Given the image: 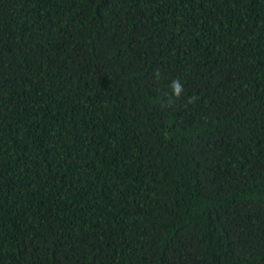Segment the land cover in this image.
<instances>
[{"label":"trees","instance_id":"obj_1","mask_svg":"<svg viewBox=\"0 0 264 264\" xmlns=\"http://www.w3.org/2000/svg\"><path fill=\"white\" fill-rule=\"evenodd\" d=\"M0 264H264V0H0Z\"/></svg>","mask_w":264,"mask_h":264},{"label":"clouds","instance_id":"obj_2","mask_svg":"<svg viewBox=\"0 0 264 264\" xmlns=\"http://www.w3.org/2000/svg\"><path fill=\"white\" fill-rule=\"evenodd\" d=\"M160 76H161V73L159 70H157L154 74V78L158 80V79H160ZM169 88L171 90V95L169 96V98L167 100L166 106L173 104L174 101L171 98L172 96L179 99L181 97L182 92L184 91L183 84L181 83V81L179 79H173L169 84ZM196 99H197V97L190 96V97H188L187 102L188 103H194Z\"/></svg>","mask_w":264,"mask_h":264}]
</instances>
